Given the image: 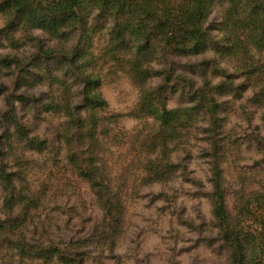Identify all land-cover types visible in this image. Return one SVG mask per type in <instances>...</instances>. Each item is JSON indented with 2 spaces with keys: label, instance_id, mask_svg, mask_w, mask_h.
<instances>
[{
  "label": "trees",
  "instance_id": "1",
  "mask_svg": "<svg viewBox=\"0 0 264 264\" xmlns=\"http://www.w3.org/2000/svg\"><path fill=\"white\" fill-rule=\"evenodd\" d=\"M220 7L218 22L211 21ZM0 15L6 17L1 31L6 40L19 31L31 35L32 30H40L56 43L65 44L62 51L40 48L33 53L27 60L32 61L35 73L16 80L26 89L19 95H7L4 107L0 108V247L12 254V257L2 255L0 251L2 259L82 264L89 254L87 242L61 244L26 240L25 231L46 197L47 189L30 188L21 170V161L27 152L44 153L50 144L32 135L21 123L16 101L30 110L64 116V127L55 136L65 144L69 170L89 184L103 211L102 222L92 237L105 236V244L112 240V235L116 237L122 232L124 202L121 193L113 187L104 161L105 145L114 131L105 122L117 116L101 115L108 106L100 92L101 79L84 71L86 57H89L83 49L84 43H94L90 48L95 50V43H101L104 37L103 43H108L103 49L104 57L116 64L114 68H118V72L129 75L141 91L132 114L137 119L152 118L156 123L137 142L149 155L156 156L144 160L146 180L167 183L178 176L182 167L171 160L173 144L184 130L207 118L206 133L211 145L208 152L211 191L207 193L212 206L211 225L217 228V237L229 249L231 264H261L264 260V192L245 195V186L229 190L230 182L223 164L236 143L218 136L223 135L221 115L228 114L234 107L224 98L239 99L250 84L257 89L252 104L264 109V0H0ZM68 43L75 45L68 47ZM209 53L214 57L193 63L180 64L176 60ZM218 61H229L237 73H228ZM0 63L4 68H12L14 64L17 68L23 66L19 59H0ZM42 65L46 66L44 71ZM51 65L59 67L58 75L45 73ZM154 65H158L157 68ZM241 76H245V82L236 85L234 80ZM192 77L198 78L200 83L197 85ZM155 78H162L161 84L149 88V81ZM218 78L221 81L212 82ZM46 85L48 94L33 92ZM73 85L80 88L81 101L75 106ZM6 88L0 85V95ZM168 92L179 94L187 105L172 110L166 108ZM255 142L260 146L264 144L259 135ZM11 159L13 165L9 167ZM246 183L247 178L241 184ZM230 193H235L233 210L229 208ZM255 203L258 206H254ZM249 218L259 221L256 231L242 228L244 219ZM64 245L72 253L63 250Z\"/></svg>",
  "mask_w": 264,
  "mask_h": 264
},
{
  "label": "rangeland",
  "instance_id": "2",
  "mask_svg": "<svg viewBox=\"0 0 264 264\" xmlns=\"http://www.w3.org/2000/svg\"><path fill=\"white\" fill-rule=\"evenodd\" d=\"M221 9L217 8L211 21L218 22ZM5 24L6 17L0 15V59H19L23 66L17 68L14 64L12 68H4L0 63V85L7 87L0 95V108L4 107L7 95H19L26 89L16 80L28 73H35L32 61L27 60L33 53L40 48L62 51L65 45L56 43L40 30H32L31 35L19 31L12 34L10 40H6L1 33ZM214 35L219 36L217 32ZM104 40L101 37V43H95V50L90 48L94 43H84L83 49L89 54L84 71L101 79L100 92L108 104L101 115L117 116L115 120L105 122L114 131L112 139L105 145L104 161L109 167L113 187L121 193L124 202L122 232L116 237L112 235V240L109 239L105 244V236L98 234L92 237L102 222L103 211L89 184L69 170L65 144L55 136L65 123L64 116L43 113L38 109L30 110L25 104L15 100L21 123L32 135L46 139L50 144L44 153L27 152L21 161V170L30 188L47 189L46 197L25 231L26 240L61 244L87 242L86 250L89 254L82 264H231L229 249L217 237V228L211 225L212 206L207 197V193L211 191V166L208 158L211 145L206 133L209 120L199 118L200 121L184 130L182 137L173 144L175 150L171 154V160L182 167L178 176L167 183L148 182L144 160L156 156L149 155V151L141 149L137 142L156 123L152 118L137 119L132 114L140 101L141 91L129 75L118 72V68H114L116 64L104 57L103 49L108 45L103 43ZM73 45L75 43H68L67 46ZM212 57L213 54L209 53L206 56L176 60L180 64H188ZM218 62L228 73H237V69L229 61ZM155 66L157 68L158 65ZM41 68L44 71L46 66L42 65ZM58 69L57 65H51L45 73L55 76L59 74ZM192 79L197 85L200 83L198 78ZM245 79V76H241L234 83L239 85ZM219 81L220 78L212 80L213 83ZM161 82L162 78H155L149 81L148 86L156 88ZM48 87L39 86L33 92L36 95L40 92L48 94ZM79 89L76 85L71 87L73 106L81 101ZM256 92V87L249 84V88L239 99L235 100L232 96L224 98L231 101L234 107L230 104L231 111L221 115L224 118V128L223 135L218 136L227 137L226 141L236 143L235 149L227 155L228 161L224 162L223 167L230 182L229 190L245 186V195L252 192L260 195L264 192V144L260 146L255 142L257 135L264 141V109L251 102ZM184 101L179 94L168 92L165 95V106L170 110L186 106ZM12 165L11 159L9 167ZM245 178L247 183L242 185ZM234 194L229 195L230 210L234 207ZM254 206H258V203ZM258 223L253 218L244 219L242 228L256 231ZM65 247L64 245L63 250H66ZM0 251L2 255L12 257L5 248L0 247ZM66 252L72 253L68 250ZM0 264L45 263L0 257ZM261 264H264V260Z\"/></svg>",
  "mask_w": 264,
  "mask_h": 264
}]
</instances>
